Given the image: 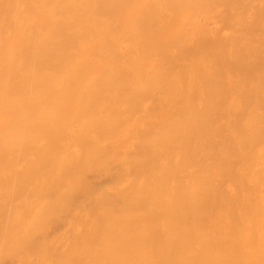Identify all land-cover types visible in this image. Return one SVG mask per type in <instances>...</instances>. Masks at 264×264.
I'll use <instances>...</instances> for the list:
<instances>
[{"label": "bare ground", "instance_id": "obj_1", "mask_svg": "<svg viewBox=\"0 0 264 264\" xmlns=\"http://www.w3.org/2000/svg\"><path fill=\"white\" fill-rule=\"evenodd\" d=\"M0 264H264V0H0Z\"/></svg>", "mask_w": 264, "mask_h": 264}]
</instances>
